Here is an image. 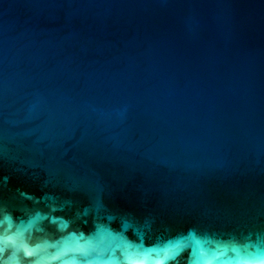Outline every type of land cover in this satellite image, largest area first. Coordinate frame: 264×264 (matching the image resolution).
<instances>
[{
	"label": "water",
	"instance_id": "obj_1",
	"mask_svg": "<svg viewBox=\"0 0 264 264\" xmlns=\"http://www.w3.org/2000/svg\"><path fill=\"white\" fill-rule=\"evenodd\" d=\"M5 175L12 203L264 227V0H0Z\"/></svg>",
	"mask_w": 264,
	"mask_h": 264
},
{
	"label": "clouds",
	"instance_id": "obj_2",
	"mask_svg": "<svg viewBox=\"0 0 264 264\" xmlns=\"http://www.w3.org/2000/svg\"><path fill=\"white\" fill-rule=\"evenodd\" d=\"M15 192V203L0 199V264H264V227L157 229L100 197L74 206L51 191Z\"/></svg>",
	"mask_w": 264,
	"mask_h": 264
}]
</instances>
